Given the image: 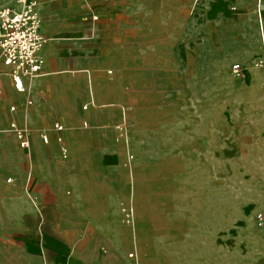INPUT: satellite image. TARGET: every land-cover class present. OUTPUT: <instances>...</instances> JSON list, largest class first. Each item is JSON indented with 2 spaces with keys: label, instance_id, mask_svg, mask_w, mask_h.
Returning a JSON list of instances; mask_svg holds the SVG:
<instances>
[{
  "label": "crops",
  "instance_id": "obj_1",
  "mask_svg": "<svg viewBox=\"0 0 264 264\" xmlns=\"http://www.w3.org/2000/svg\"><path fill=\"white\" fill-rule=\"evenodd\" d=\"M218 1L192 7L202 71L218 61L209 52L210 43L216 49ZM2 7L20 9L14 0H0ZM35 11L46 42L40 71L23 79L24 93L0 61V264H134L112 241L123 234L110 220L119 221L123 200L107 162L126 121L106 87L128 61L138 75L172 68L174 32L188 34L189 0H37ZM244 29L226 23L217 39L236 40L241 60L250 63L252 43L236 38ZM13 122L28 133L25 150ZM59 145L69 148L67 161Z\"/></svg>",
  "mask_w": 264,
  "mask_h": 264
},
{
  "label": "rangeland",
  "instance_id": "obj_2",
  "mask_svg": "<svg viewBox=\"0 0 264 264\" xmlns=\"http://www.w3.org/2000/svg\"><path fill=\"white\" fill-rule=\"evenodd\" d=\"M197 1L189 0L187 36L174 32L169 71L138 75L128 61L106 87L126 121L107 162L123 200L119 221L110 219L123 234L112 241L134 264H264V0L216 3L209 52L218 61L206 71L198 61ZM229 22L245 27L236 38L252 43L250 63L236 40L219 45ZM61 148L67 161L70 150L63 158Z\"/></svg>",
  "mask_w": 264,
  "mask_h": 264
},
{
  "label": "built area",
  "instance_id": "obj_3",
  "mask_svg": "<svg viewBox=\"0 0 264 264\" xmlns=\"http://www.w3.org/2000/svg\"><path fill=\"white\" fill-rule=\"evenodd\" d=\"M37 0H14L20 6L19 10L9 7L0 8V61L10 71L13 87L18 93H24V78H32L38 74L41 68L39 52L46 42L42 34L38 15L35 11ZM232 75L236 78L240 76L239 65L232 66ZM31 103L27 101V105ZM15 112V108H10ZM57 131L62 127L58 124L54 126ZM10 129L20 149L29 146L28 133L24 128L19 127L14 122L10 124ZM46 143V137L43 138ZM63 158L67 157L66 148H61ZM10 182V180H7Z\"/></svg>",
  "mask_w": 264,
  "mask_h": 264
}]
</instances>
